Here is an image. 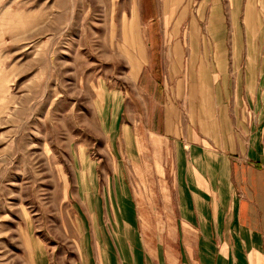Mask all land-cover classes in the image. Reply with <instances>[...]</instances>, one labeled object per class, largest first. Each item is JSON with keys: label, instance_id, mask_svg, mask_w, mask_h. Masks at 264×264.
I'll use <instances>...</instances> for the list:
<instances>
[{"label": "rangeland", "instance_id": "obj_1", "mask_svg": "<svg viewBox=\"0 0 264 264\" xmlns=\"http://www.w3.org/2000/svg\"><path fill=\"white\" fill-rule=\"evenodd\" d=\"M207 8L205 0H0V264L96 260L94 232L117 226L118 186L143 212L167 211L174 146L161 129L174 111L187 115L176 86H187L189 61L200 85L214 82L210 70L264 75V28L234 60L229 38L241 31L210 35ZM129 37L144 45V59L123 56ZM174 56L181 71L171 69ZM247 81L264 87V77ZM251 110L250 119L264 114Z\"/></svg>", "mask_w": 264, "mask_h": 264}, {"label": "crops", "instance_id": "obj_2", "mask_svg": "<svg viewBox=\"0 0 264 264\" xmlns=\"http://www.w3.org/2000/svg\"><path fill=\"white\" fill-rule=\"evenodd\" d=\"M207 4L210 35L241 31L240 38H229L234 60L237 46L247 37L252 39L250 45L257 46L255 37L264 28L258 10L264 9V0H205ZM260 14L264 16V11ZM131 41L129 37L121 44L123 56L135 61L136 52L144 59V45ZM172 62L171 69H184L179 57ZM193 66L189 61L185 69L187 86L182 81L176 86L183 88V101L186 95V117L174 111L165 116L161 129L174 146V197L167 198V211L145 213L129 190L116 187L112 221L117 226L114 231L97 228L96 260L81 264H264V114L248 117L249 109L253 113L264 109V97L259 95L264 87L258 82L249 86L247 81L264 75L247 73L243 79L238 70H210L208 77L214 82L200 85ZM199 69L198 76L205 77ZM176 74L168 69L169 77ZM230 77V86L217 80ZM95 218L101 221L100 215Z\"/></svg>", "mask_w": 264, "mask_h": 264}]
</instances>
